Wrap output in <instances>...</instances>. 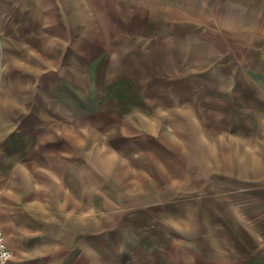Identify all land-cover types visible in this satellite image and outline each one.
<instances>
[{
  "label": "rangeland",
  "instance_id": "rangeland-1",
  "mask_svg": "<svg viewBox=\"0 0 264 264\" xmlns=\"http://www.w3.org/2000/svg\"><path fill=\"white\" fill-rule=\"evenodd\" d=\"M263 3L0 0L1 147L93 180L29 264H264Z\"/></svg>",
  "mask_w": 264,
  "mask_h": 264
},
{
  "label": "crops",
  "instance_id": "crops-1",
  "mask_svg": "<svg viewBox=\"0 0 264 264\" xmlns=\"http://www.w3.org/2000/svg\"><path fill=\"white\" fill-rule=\"evenodd\" d=\"M230 4L232 5L233 2ZM258 5L252 2L245 9L258 10ZM220 9L227 10L225 7ZM262 9L264 11V3ZM248 20L245 26L255 27V23L250 18ZM261 20V25L264 26V16L262 19L259 18L258 22ZM251 31L241 34V36L246 35L243 37L247 43H250ZM240 41L243 42V40ZM231 42L233 44V39ZM230 53L233 54V51ZM13 134V132H0V135H5L0 139L8 140L14 137ZM71 137L73 140V136ZM25 139L23 144H26ZM77 139L75 136V144ZM6 142L2 144V147L0 144V228L12 252L11 264H29L30 260L36 257L34 251L39 250L38 245L48 241L46 235L50 236V242L55 243L56 239L53 236L59 234L64 221L66 226L72 227L74 222L78 225L79 211L84 212L82 210L84 208L80 207L79 203L81 187L82 190L86 187L85 209L87 212L84 217L88 220L95 218L90 213L94 212L93 180L87 179L86 183L79 180L78 168L74 166L73 169V163L68 164L70 168H64L62 162L60 166L48 168V166L44 167L43 163L20 162L18 158L20 155L23 157L27 154L24 152L27 148L24 149L23 144L20 145L18 140H12L10 143L8 141L7 145L10 147L6 146ZM11 145L14 146L11 147ZM29 146L32 149L30 141ZM34 146L33 149H36V145ZM89 195H91L90 202ZM64 211L68 213L64 214Z\"/></svg>",
  "mask_w": 264,
  "mask_h": 264
},
{
  "label": "built area",
  "instance_id": "built-area-1",
  "mask_svg": "<svg viewBox=\"0 0 264 264\" xmlns=\"http://www.w3.org/2000/svg\"><path fill=\"white\" fill-rule=\"evenodd\" d=\"M12 252L6 244L4 234L0 228V264H11Z\"/></svg>",
  "mask_w": 264,
  "mask_h": 264
}]
</instances>
